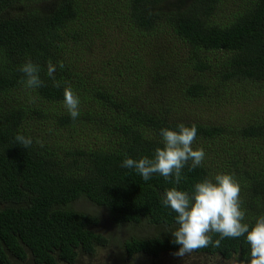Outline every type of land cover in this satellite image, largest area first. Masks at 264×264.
Returning a JSON list of instances; mask_svg holds the SVG:
<instances>
[{
  "label": "trees",
  "instance_id": "obj_1",
  "mask_svg": "<svg viewBox=\"0 0 264 264\" xmlns=\"http://www.w3.org/2000/svg\"><path fill=\"white\" fill-rule=\"evenodd\" d=\"M232 1L0 0V264H79L105 248L99 218L75 209L81 200L119 225L161 229L125 240L127 262L177 252L175 213L161 203L176 185L159 174L145 182L120 165L151 157L160 128L179 123L197 126L193 144L207 156L194 171L185 167L178 187L190 191L224 172L218 160L230 157L253 198L246 221L264 214V0L238 9ZM29 58L44 81L31 91L18 71ZM49 61L63 63L59 87L46 74ZM65 87L81 98L76 121L62 103ZM239 96L249 105L233 111ZM197 103L213 114L193 113ZM18 134L32 145H18ZM194 253L250 258L243 237Z\"/></svg>",
  "mask_w": 264,
  "mask_h": 264
},
{
  "label": "clouds",
  "instance_id": "obj_2",
  "mask_svg": "<svg viewBox=\"0 0 264 264\" xmlns=\"http://www.w3.org/2000/svg\"><path fill=\"white\" fill-rule=\"evenodd\" d=\"M57 66L63 68L62 62L47 64V76L56 87L60 84L55 78ZM22 73L21 83L26 90H36L43 86L41 66L30 58L18 68ZM73 121L81 115V98L71 87L64 88L62 101ZM198 128L195 124L184 123L173 127H161L159 135L162 146L155 148L151 157L139 159L126 156L122 168L132 169L147 182L153 174H159L165 181L176 186L166 189L161 198L162 206L175 213L174 227L170 231L171 243L179 246L174 255L184 257L195 250L210 245L219 247L226 238L243 237L250 249V258L246 264H264V214L257 216L253 223L246 221L247 210L243 206L241 184L233 173L217 172L205 176L188 190L178 186L183 178L185 167L194 171L201 167L206 159L202 147H193ZM18 145L27 149L32 145L31 137L18 134L15 137ZM218 234L213 239L212 234Z\"/></svg>",
  "mask_w": 264,
  "mask_h": 264
},
{
  "label": "rangeland",
  "instance_id": "obj_3",
  "mask_svg": "<svg viewBox=\"0 0 264 264\" xmlns=\"http://www.w3.org/2000/svg\"><path fill=\"white\" fill-rule=\"evenodd\" d=\"M243 3L242 0H236V4L234 9H238L241 4ZM233 6V1L231 0V7ZM230 7V8H231ZM234 12L233 9H230L227 11L226 17L230 16ZM89 59H96V57L89 56ZM249 105V102L247 100L246 96H239V99L234 102V110H242L246 108ZM257 105V104H256ZM212 110H215V107L206 105L204 103H197L192 106V112L197 113L199 115H207L206 113H212ZM209 116V115H207ZM194 148L199 147L197 144H193ZM207 151V149H205ZM230 157H222L218 161L219 163H224L225 171L229 173H236L238 171L237 166H233L230 164H227L226 161ZM241 197L243 201V206L247 211L252 212L254 202L253 198L249 194V192L246 191V188L241 189ZM248 205H245L247 204ZM75 209L77 211H82L94 216H97L100 220L98 226H96L94 229L104 235L108 239V245L105 248H97V253L93 257H87L82 259L81 264H119L120 262H127L124 254L123 249V242L127 240L128 238H131L132 236H140V237H152L156 235H160L161 229L156 228L155 226L148 224L146 222H143L138 225H119L117 224L112 214L104 209V208H98L97 206L92 205L87 200H81L75 204ZM173 229V228H172ZM191 254H186L184 257H181L180 260L177 256L172 254H165L160 257V259L156 260L160 264H203L205 262H200L198 260H194L193 257L188 258ZM122 258H125L122 261ZM214 260V259H213ZM213 260L211 259L207 264H212ZM153 261L152 258L146 257L141 255H138L137 258H134L132 261L126 264H151ZM180 261V262H179ZM216 262V260H215Z\"/></svg>",
  "mask_w": 264,
  "mask_h": 264
},
{
  "label": "flooded vegetation",
  "instance_id": "obj_4",
  "mask_svg": "<svg viewBox=\"0 0 264 264\" xmlns=\"http://www.w3.org/2000/svg\"><path fill=\"white\" fill-rule=\"evenodd\" d=\"M165 254H171V253H165ZM165 254H163V255H165ZM172 255H174V254H172ZM199 254H197V253H194V252H192L191 253V255L188 257V258H191V257H193V259L194 260H198V261H200V262H205V263H203V264H207L211 259L213 260V262H212V264H238V262L236 261V260H223V259H219V258H210V259H208V260H206L205 259V257H203V258H201L202 256L201 255H199V256H201V257H199L198 256ZM203 255V254H202ZM176 256V255H175ZM204 256V255H203ZM178 257V256H177ZM150 258H152L153 259V261H152V263L151 264H160L159 262H157L156 260H158V259H160V258H154V257H150ZM180 258L181 257H178V259L180 260ZM215 260H216V262H215ZM130 262V261H129ZM129 262H126V263H129ZM180 262V261H179ZM126 263H122V262H120L119 264H126ZM79 264H81V262L79 263ZM143 264H147V263H143ZM150 264V263H149ZM192 264H196V263H192Z\"/></svg>",
  "mask_w": 264,
  "mask_h": 264
}]
</instances>
